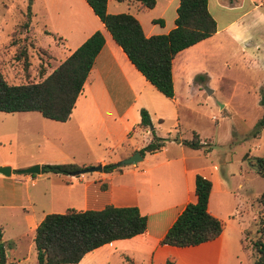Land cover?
<instances>
[{
  "label": "crops",
  "instance_id": "1",
  "mask_svg": "<svg viewBox=\"0 0 264 264\" xmlns=\"http://www.w3.org/2000/svg\"><path fill=\"white\" fill-rule=\"evenodd\" d=\"M30 1L31 16H37V12L43 14L39 30L33 27L38 25L37 20L30 18L28 25L36 41L45 40L37 41L47 51V62L38 73L39 79L46 77L94 31L102 32L104 44L67 120L47 119L36 111H0V149L6 145L12 148L9 155H0V166L11 168L8 176L0 173V241L5 243V264H21L28 259L29 264H36V257L32 258L30 251L25 256L18 255L17 243L28 236L34 242L35 229L46 214L63 213L68 208L100 210L107 205L137 207L147 218L145 231L103 244L74 264H164L167 259L176 264H252V250L244 245L243 209L237 193L241 182L215 178L199 161L200 148L182 144L183 138L179 136H158L155 130L166 119H173V128L177 130L183 102L175 78L184 82L188 69L184 62L187 63L190 49L220 34H237L235 25L248 14L257 44L264 45V12L260 11H264V0H246L248 7L242 0H207L217 31L173 58V98L160 93L135 68L85 0ZM178 4L179 0H156L153 8L145 9L137 1L107 0V12L132 14L148 37L166 34L175 26ZM237 10L243 12L239 15L230 12L236 14ZM141 108L158 124L141 127ZM152 131L168 140L159 150L145 152L137 163L122 165L111 172L101 170L78 176L41 172L42 164L75 163L87 167L118 163L142 148L134 143L135 138ZM37 138L44 147L42 154L41 148L37 149L38 156L24 148ZM202 143L208 144L207 156L211 147L207 141ZM112 148L118 153L107 161L105 156L111 155ZM34 164L40 166L39 173H20V169ZM243 173L240 169L239 175ZM197 174L211 181L207 211L221 222V233L215 239L195 245L161 243L186 204L196 201ZM9 227L12 232L6 236Z\"/></svg>",
  "mask_w": 264,
  "mask_h": 264
},
{
  "label": "trees",
  "instance_id": "2",
  "mask_svg": "<svg viewBox=\"0 0 264 264\" xmlns=\"http://www.w3.org/2000/svg\"><path fill=\"white\" fill-rule=\"evenodd\" d=\"M85 1L135 68L168 98L174 96L172 61L175 55L217 31L207 0H179L175 26L166 34L148 37L144 35L140 22L132 14L108 13L107 0ZM130 1L140 2L142 8L150 9L154 7L156 0ZM27 12L30 13V4ZM29 21L27 18L24 26H28ZM103 44L102 32L94 31L46 77L36 82L9 83L0 69V111H36L47 119L67 120ZM25 51L23 49L22 52ZM261 89L259 104L263 107V113L256 123L255 132L264 127V86ZM140 118L141 127L151 126V119L145 108L140 109ZM152 134V139L138 150L141 155L159 150L168 140L156 136L154 131ZM181 143L191 148L208 145L202 143L195 133L191 139H183ZM255 162L259 164V170H264V157H255ZM120 166L122 164L119 162L107 163L102 166V170L111 172ZM85 167L75 163L42 164L41 172L78 176ZM194 189L196 201L186 204L161 243L189 246L215 239L221 233V222L207 211L211 181L197 174ZM259 199L264 205V190ZM146 225V216L135 206L107 205L100 210L85 211L68 208L63 213L46 214L35 229L33 240L36 264L77 263L87 252L103 244L143 233ZM261 233L264 238V223ZM252 253V264H264V239L254 242ZM5 263V243L0 241V264ZM164 264L176 263L167 259Z\"/></svg>",
  "mask_w": 264,
  "mask_h": 264
},
{
  "label": "rangeland",
  "instance_id": "3",
  "mask_svg": "<svg viewBox=\"0 0 264 264\" xmlns=\"http://www.w3.org/2000/svg\"><path fill=\"white\" fill-rule=\"evenodd\" d=\"M242 1L245 7L250 5L248 1ZM30 2L0 0V69L9 83L41 80L38 73L47 62L46 49L37 43H44V38L36 41L28 26H24L27 18H32V21H38L34 29L42 27L43 14L37 12V16H31V10L29 14L27 12ZM36 6H39L38 2ZM260 11L264 12L263 9ZM230 12L239 15L243 10L236 14ZM250 15L237 22V34H220L190 49L191 54L186 59L188 64L184 62L188 65L184 82L175 78V87L183 102L177 130L173 128L174 120L166 119L160 122L155 134L191 139L195 133L202 142H209L211 153L206 156L207 147L202 146L198 150L199 161L215 178L219 176L230 179L232 183L241 182L242 187L237 193L243 209L244 245L251 251L257 239H264L261 233L264 205L259 199L264 190V170H259V164L255 162V157H264V127L255 132L256 123L263 113L259 98L264 86V45L257 44L255 40ZM224 103L222 108L220 105ZM157 124L153 119L150 127ZM151 139L152 134H142L135 138L134 143L143 147ZM26 144L24 148L29 153L38 156L37 149L41 148L42 154L44 147L38 138ZM11 149L6 145L0 149V155H9ZM111 150V155L105 156L107 161L118 153L114 148ZM240 169L244 171L243 175H239ZM11 232V228H7L6 236ZM17 245L18 255L25 256L30 251L32 258L36 257L34 242L29 236L23 237ZM29 262L30 259L21 264Z\"/></svg>",
  "mask_w": 264,
  "mask_h": 264
},
{
  "label": "water",
  "instance_id": "4",
  "mask_svg": "<svg viewBox=\"0 0 264 264\" xmlns=\"http://www.w3.org/2000/svg\"><path fill=\"white\" fill-rule=\"evenodd\" d=\"M207 92L210 93L211 91H207ZM141 159H142V155L139 153V151H135L130 156L119 161V163L122 165L134 164L139 162ZM101 170H102V166L100 164H97V165L85 167L80 171V173H88V172L101 171ZM19 171L20 173H25V174H37L40 172V166L38 164H34L29 167L22 168ZM10 172H11L10 166L8 165L0 166L1 174L8 176Z\"/></svg>",
  "mask_w": 264,
  "mask_h": 264
}]
</instances>
